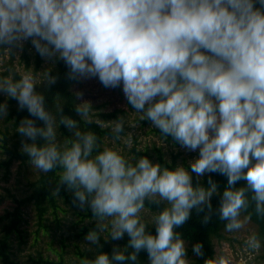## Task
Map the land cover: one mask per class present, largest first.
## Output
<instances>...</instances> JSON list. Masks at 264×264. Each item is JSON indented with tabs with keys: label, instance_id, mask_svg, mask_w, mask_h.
I'll return each mask as SVG.
<instances>
[{
	"label": "clouds",
	"instance_id": "obj_1",
	"mask_svg": "<svg viewBox=\"0 0 264 264\" xmlns=\"http://www.w3.org/2000/svg\"><path fill=\"white\" fill-rule=\"evenodd\" d=\"M27 38L42 57L63 59L70 79L96 77L106 88L121 87L143 120L199 152L189 171L101 149L94 132L81 131L67 116L57 120L61 107L54 115L35 90L55 77L44 72L41 81L31 70L19 79L0 76V91L44 122L37 127L24 118L16 128L33 141L22 148L31 165L43 173L59 168L58 181L75 190L81 206L87 200L96 230L85 240L98 245L105 230L108 239L129 237L111 257L99 252L80 264H135L141 250L150 264H190L175 229L193 209H211L217 193L211 177L209 186L194 187L191 173L227 177L218 209L225 231L250 219L251 213L241 219L250 201L256 216L264 217V0H0V48ZM74 108L81 119L92 111L87 101ZM5 116L6 104L0 103V118ZM111 123L112 138L120 139L124 119ZM60 124L74 129L63 144L57 141ZM241 179L245 186L232 187ZM146 201L164 203L152 217L155 235L140 215ZM209 219L206 214L202 222ZM244 247L259 250V235L249 234ZM192 251L203 255L200 243ZM205 264L228 261L219 256Z\"/></svg>",
	"mask_w": 264,
	"mask_h": 264
},
{
	"label": "trees",
	"instance_id": "obj_2",
	"mask_svg": "<svg viewBox=\"0 0 264 264\" xmlns=\"http://www.w3.org/2000/svg\"><path fill=\"white\" fill-rule=\"evenodd\" d=\"M260 5L254 4V8H258ZM25 45L22 52V60L25 61V67L29 68V54L28 50L33 46L30 41ZM7 45H3L0 48L1 53L5 51ZM14 44L11 45L10 55L11 59L8 62L9 70L2 74V76H10L13 79H19L20 73L15 68L13 64L15 51ZM42 63V56L37 52L36 54V65L34 72H38ZM69 68L63 61L55 57V68L49 72V75L55 77V82L49 84L47 81L36 87V91L45 96V103L47 107L52 111L54 115L57 114V108L61 107L60 113L57 115V120L61 116H67L73 120H76L79 124V129L81 131H91L98 137L101 149L106 146V139L112 136L109 126H104L103 123L108 122L111 119L117 120L120 114L125 112L122 110H115L109 113H103L98 110L96 113H89V116L85 119H81L80 115L75 111L74 105L80 104L75 92L73 91L74 85L79 82V79H70L68 76ZM4 94H6L4 92ZM7 98L6 111L7 115L4 117V124L10 123V127H5L6 132L3 133V145L0 147L3 149V154L9 156L8 159H4L0 164V167L5 169L4 178L7 179L10 173V167L13 161L19 162L22 165L31 164L29 162V157L22 151L23 146H19L18 141L9 146L8 134L10 128L14 130V137H21L23 134L16 132L17 126L20 124L21 120L24 118H30L35 122V126L43 127L44 122L39 120L34 116H30L27 109H18V103L15 98H10L7 96H0V103L5 101ZM97 118V119H95ZM149 121V120H147ZM57 141L61 144L64 143L65 139L73 138L74 129H69L63 124H60L57 129ZM154 132L160 134L157 129ZM161 135V134H160ZM164 138H171L165 137ZM32 140L27 139L25 143H32ZM37 143H42L41 138L37 137ZM154 152L146 149L144 151H137L134 149V156H146L151 162L159 163L164 167L174 168L176 167L175 161H170L165 157L164 152L157 147H154ZM134 161V160H133ZM58 171L59 168L50 170L48 173L41 172L36 179L30 181L28 184V193L22 196H16L15 194L9 193L8 196L13 200L15 206L11 210L5 211L3 215L0 216V264H19L15 260L16 251L27 243L25 239V230L23 225L26 222L25 212L27 207H32L35 211L37 220V237L42 232L43 235H49L52 232V228L49 224L50 217L53 218L58 228H61V219L59 218L60 212H65L61 203H71L70 200L74 199V195H70L67 191L66 183H61L58 181ZM211 177L212 181L217 184V193H214L210 198L211 209L207 205L203 207L202 211L192 210L189 218L184 224L180 225L175 230L181 233L182 239L190 244L200 243L202 245L203 255L199 256V263L205 264V260L216 257L215 251V240H221L224 236V221L219 220V206L221 201V194L224 188L227 186V177L215 172V173H205L200 179L192 178V184L195 187L197 184H201L205 187L208 185V178ZM246 181L243 179L238 180L232 186L234 188L245 186ZM251 194L249 193V196ZM164 207L162 202L159 205L145 202L146 210L150 211L153 215ZM254 202L249 203V207L246 211L242 212L241 215L245 216L251 213L250 222H252L258 230V235L261 239V246L264 252V217H257L253 211ZM209 215L210 219L207 223L202 222L205 215ZM82 217H94L92 211H87V213H81ZM146 231L149 234H156L155 225L151 223L146 224ZM84 229V228H83ZM85 230L92 231L96 230V227L85 228ZM81 236V235H80ZM129 237L125 233L122 238L117 242L113 243L106 239L103 235L99 239L98 245H94L91 250L90 255L87 259H94L95 255L99 252H104L111 257L114 250H120L127 246ZM63 241V239H62ZM64 247V245H62ZM52 248V247H51ZM65 248V247H64ZM58 252L55 248L52 251L57 254V258H52L50 256H44L38 254L35 260V264H67L64 257L65 250ZM131 251V249H129ZM76 254L80 258H86V255L77 249ZM149 257L145 250H141L137 254V261L135 264H148ZM123 264H129L128 261L123 262Z\"/></svg>",
	"mask_w": 264,
	"mask_h": 264
},
{
	"label": "rangeland",
	"instance_id": "obj_3",
	"mask_svg": "<svg viewBox=\"0 0 264 264\" xmlns=\"http://www.w3.org/2000/svg\"><path fill=\"white\" fill-rule=\"evenodd\" d=\"M29 40L30 38H27L18 43H13L15 45L13 64L21 76L26 71L31 70L33 74L38 75L39 79L42 81L44 79V72L49 74V72L55 68V56L42 57L41 67L38 73L34 72L37 50L32 46L28 50L30 57L29 68H26V63L22 60V52ZM6 48L8 50H5L3 53L0 51V76L9 70V66L7 65L11 59V45H7ZM43 83H46V81H42L39 85ZM37 86L38 85L35 86V89ZM73 91L75 94L81 93L80 96L76 95L80 103L85 101L90 103L92 108V111L90 112L92 114L96 113L98 110L103 113H109L115 110H122L125 112L124 114L119 115L120 118L124 119V132L120 134V139H113L112 136L108 137L106 139L105 147L117 150L122 155L132 160L139 158V156H134V149L137 151L148 149L154 152V147H157L164 152L165 157L168 160L175 161L177 166H184L189 171V162L198 158V149L195 151L188 150L181 146L172 137L164 138L160 134L155 133V128L152 125V122L150 120L147 121V119L143 120L141 118L142 113H137V110L132 108L124 96L121 87L106 88L96 77H80L79 82L74 85ZM0 96H6V94L0 91ZM3 103L7 105V98H5ZM112 121H115V119H111L108 122L103 123V125L112 127ZM10 125V123L5 125L4 118H0V146L3 145L2 139L4 137L3 133L6 132L5 127H10ZM27 139L28 138L23 135L21 137H14V130L10 128L7 143L11 146L14 141L17 140L19 146H23ZM8 158L9 156L3 154V149L0 147V164L4 159L6 160ZM40 173L41 172L35 169L31 164L22 165L19 162L13 161L10 167L9 176L5 179V169L0 167V216L3 215L5 211L11 210L15 206L13 200L8 194L12 193L18 197L27 194L29 182L36 179ZM204 174L198 176L195 173H191L192 178L198 179ZM66 189L70 195H74V189H70L68 186ZM70 202L71 203H61L62 207L65 209V212L59 213L61 228H58L55 222H53V218L50 217L49 224L52 228L51 234L43 235L41 232L38 237L36 234L38 228L35 211L32 207L26 208V222L23 225V229L25 230L24 234L27 243L16 251L15 260L18 261L19 264H35L34 259L38 257L39 253L44 256L57 258V254L52 251V248L61 252L65 247L64 257L67 264H80L81 258L76 254L77 249L84 253L86 258H88L94 245L85 240V236L89 232L88 230H85V228L96 227V220L94 217L89 218L80 215L81 213L91 211L87 200L83 206L80 205V202L76 198L71 199ZM140 215L146 224L151 223L152 217L154 216L146 209L141 210ZM243 217L244 216L241 215V219H243ZM253 232L258 234L257 227L250 222V220L244 222L241 229L231 232L224 231L225 237L221 240H215V258L224 256L227 259L228 264H264V252L262 246L255 253L248 251L244 247L245 239ZM101 235L108 239L107 230ZM120 239L113 240L109 238L108 240L117 243ZM62 245H64V247H62ZM192 247L193 244L185 242V258L190 264H200V258L193 253ZM148 264H150V262Z\"/></svg>",
	"mask_w": 264,
	"mask_h": 264
}]
</instances>
